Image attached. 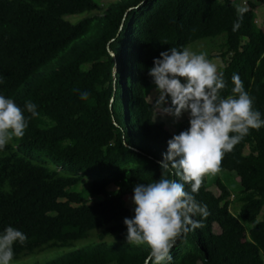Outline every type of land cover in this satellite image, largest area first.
<instances>
[{
  "label": "trees",
  "instance_id": "obj_1",
  "mask_svg": "<svg viewBox=\"0 0 264 264\" xmlns=\"http://www.w3.org/2000/svg\"><path fill=\"white\" fill-rule=\"evenodd\" d=\"M259 4L264 0L247 1L233 31L238 0H115L104 9L94 0H0V95L28 119L17 146L0 150V234L12 226L27 237L14 242L12 260L88 239L36 264H152L147 245L127 243L123 220L134 216V204L126 200L137 184L160 178L167 141L189 124L187 116L170 133L154 120L149 69L168 48L223 34L222 95L232 94L238 74L264 119ZM94 11L76 22L66 18ZM29 100L36 117L24 109ZM41 156L55 167L40 163ZM220 170L239 178L238 194L220 176L206 175L194 194L207 205L204 226L177 239L165 264H264V218L257 219L264 206V126L250 129ZM84 178L90 181L78 189ZM213 184L219 195L209 189ZM235 200L241 206L234 214Z\"/></svg>",
  "mask_w": 264,
  "mask_h": 264
},
{
  "label": "clouds",
  "instance_id": "obj_2",
  "mask_svg": "<svg viewBox=\"0 0 264 264\" xmlns=\"http://www.w3.org/2000/svg\"><path fill=\"white\" fill-rule=\"evenodd\" d=\"M245 6L237 7L233 31L241 27L248 11ZM148 74L157 93L153 101L157 114L172 117L174 123L187 114L189 127L167 141V151L158 162L160 178L134 187V216L125 218L123 223L127 243L147 245L152 264H165L172 260L171 250L177 239L202 228L203 218L209 215L207 205L200 204L194 196L203 178L217 174L224 155L250 129L264 126V119L254 109V100L238 74L231 78L232 94L222 95L226 88L224 73L205 53L168 48L154 58ZM81 99H88V93H81ZM24 109L31 117L38 115L36 104L30 100L25 102ZM27 127L24 111L12 99L0 95V150L13 137H23ZM186 184L191 191L185 190ZM197 216L201 219H195ZM26 240L22 231L6 227L0 234V264H10L14 242L24 244Z\"/></svg>",
  "mask_w": 264,
  "mask_h": 264
},
{
  "label": "rangeland",
  "instance_id": "obj_3",
  "mask_svg": "<svg viewBox=\"0 0 264 264\" xmlns=\"http://www.w3.org/2000/svg\"><path fill=\"white\" fill-rule=\"evenodd\" d=\"M97 3L100 4V6H102V8H106L110 3H112L115 0H94ZM246 7V6H245ZM97 11L94 12H90V13H84V14H74V15H69L66 16V18L68 20H70L71 22H76L77 20H79L80 18L84 17V16H88L91 14H94ZM101 12V11H100ZM255 14H256V23L261 26L262 28H264V5H257L256 9H255ZM225 39V36L222 35H218L214 38H204V39H200V40H196L190 44H188L186 46V48L194 53H205L206 57L213 63H215L217 65V69L220 70L224 64H225V59L222 57V43ZM157 95V93L155 92V89L152 90L149 95L147 96V100L148 101H152L155 96ZM187 117V114H185L184 116H182L179 121H182L183 119H185ZM154 120L157 122H164L168 131L170 133H173L175 131L176 128V124L177 122H173V118L172 117H161L159 114H157V110L154 113ZM17 142L18 139L16 137H13L12 140L9 141V143L13 146L16 147L17 146ZM245 153L248 152L247 149H245L244 151ZM39 162L47 165L49 167H55V163H53L51 160H49L48 158L41 156L39 158ZM217 176H220L223 181L227 184V186L229 187V189L231 190V192L236 195L239 192L240 189V185H239V178L235 175V173L233 172H228L225 170H220L217 174H215ZM213 175H208V177H212ZM90 181V179L88 178H84L81 183L78 185V189H80V187L84 186L85 184H87ZM215 195H219L220 194V190L217 187L216 184H213L212 186H210L209 188ZM108 190L110 192H115L116 191V187L111 184L108 186ZM230 197L231 199L233 198V195ZM102 196L99 197V199H101ZM131 199H127L126 203L127 204H131ZM241 206V203L237 200L233 201L231 203L230 209L232 213H237L239 211V208ZM264 218V206L262 207V210L260 211L259 215L257 216L258 220H262ZM213 230L215 233H218L220 231L219 227L217 224H213ZM113 238L110 236H106L104 238V240H108L111 241ZM124 241V240H121ZM89 240L88 239H82V240H78L76 242H74V244H72L71 246H65V247H60V248H54V249H44L42 251L33 253V254H29L26 255L22 258H19L17 260H12L10 261V264H36V263H41L44 262L46 260L58 257V256H62L67 254L68 252H71L73 250L79 249L81 247H84L88 244Z\"/></svg>",
  "mask_w": 264,
  "mask_h": 264
},
{
  "label": "built area",
  "instance_id": "obj_4",
  "mask_svg": "<svg viewBox=\"0 0 264 264\" xmlns=\"http://www.w3.org/2000/svg\"><path fill=\"white\" fill-rule=\"evenodd\" d=\"M240 3L242 4V6L247 5V0H240Z\"/></svg>",
  "mask_w": 264,
  "mask_h": 264
}]
</instances>
